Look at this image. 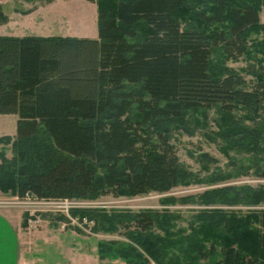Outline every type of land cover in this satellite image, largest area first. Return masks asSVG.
<instances>
[{
    "label": "trees",
    "instance_id": "obj_1",
    "mask_svg": "<svg viewBox=\"0 0 264 264\" xmlns=\"http://www.w3.org/2000/svg\"><path fill=\"white\" fill-rule=\"evenodd\" d=\"M234 1L208 0L210 12L199 14L208 24L228 19L226 33L183 23L176 13L184 0H97L96 38L0 36V114L17 115L15 140L24 156L9 169L0 152V192L95 200L108 193L162 194L187 183L189 175L181 177L177 155L162 131L164 122L211 107L264 114V80L252 84L236 72H210L213 49L219 45L227 57H239L243 33L258 24L257 6ZM6 20L0 10V21ZM258 75L264 78V67ZM139 126L145 127L144 138L137 134ZM150 135L156 137L155 145L149 144ZM28 162L31 168L23 166ZM261 187L257 194L264 197ZM224 193H213L210 203L219 198L234 205L246 190L227 186ZM160 199L163 206L179 204L172 196ZM199 199L204 201L202 195ZM167 212L166 207L148 209L132 217L120 209L85 208L70 210V216L85 218L94 233L125 230L134 245L118 252L133 264H143V253L159 264H180L177 258L161 262L164 241L150 236L157 221L162 227L166 215L161 213ZM227 216L225 226L235 240L220 245L213 264H264V254L255 253L262 244L253 236L245 241L242 233L234 234L231 219L237 215ZM209 217L214 219V213ZM104 249L100 242V254H117ZM200 256L207 257L204 252Z\"/></svg>",
    "mask_w": 264,
    "mask_h": 264
},
{
    "label": "rangeland",
    "instance_id": "obj_2",
    "mask_svg": "<svg viewBox=\"0 0 264 264\" xmlns=\"http://www.w3.org/2000/svg\"><path fill=\"white\" fill-rule=\"evenodd\" d=\"M7 1L9 3H5ZM3 2L0 4L1 11L4 7H7L9 11L14 7L24 15V18L18 22V18L11 19L12 22L8 24H6L8 17L6 22L0 21V24L3 23L0 25V35L15 30L20 33L17 36L22 37H97V0H51L49 2L3 0ZM242 2L259 8L258 24L243 33V53L239 57L229 58L224 54L221 46H216L210 58V72L214 75L236 72L244 76L249 83L255 84L258 80H264L258 75L264 67V0L234 1L236 5H241ZM30 12L33 14H29ZM202 12L205 14L210 12L208 0H184V5L176 15L183 23L202 28L207 32L214 29L225 31V33L228 31L230 26L228 19L222 23L208 24L201 19L199 14ZM138 31L144 32L143 26H138ZM252 70L254 74H250ZM17 118L16 114H0V138H7V141L0 143V152L8 161L9 169L16 160H24L15 140ZM162 131L177 155L183 173L181 177L189 175V181L178 184L162 194L151 192L134 197H116L108 193L99 196L95 199V204L87 208L106 213L120 209L131 212L130 215L133 217L136 212L148 209L162 211L166 207L168 212L161 213L166 215L162 227L160 224L158 226L157 221L150 230V236L155 238L158 236L164 241L161 256L163 261L157 257L164 263H171L174 258H177L180 264H213L218 257L220 245L235 240L231 238L229 229L225 226L229 224L225 222L228 214L237 215L235 219H231L232 222L230 221L234 224V234L242 233L245 241L250 238L249 236H253L254 242L262 244L261 248L255 249V253L263 255L264 197L258 196L257 192L263 191L261 186L264 185V114L252 116L241 108L228 112L216 107L199 108L189 111L183 119L164 122ZM145 132V127L139 126L137 134L144 138V135L147 136ZM244 132L247 134L243 136ZM39 138L44 137L41 135ZM148 141L149 144L155 145L157 140L154 135H150ZM20 146L22 148L24 144ZM32 146L33 144L26 147L29 152ZM23 166L31 168L29 162ZM35 167L39 168V166ZM227 186H232L235 190L244 187L246 193L243 195L246 197L243 196L242 200L234 205L225 204L219 198L210 203L213 193L214 196H218V193L226 196L224 187ZM200 195L204 199L202 203L199 202ZM164 196L177 198L179 204L163 206L160 198ZM19 199L22 198L0 192V207L29 213L35 219L48 221V226L51 224L57 226L62 221L61 217L67 219L61 208L46 211L45 205H33L28 199ZM190 199L193 200L188 201ZM213 213L214 219L209 217V214ZM46 221L40 226L36 225L38 226L36 229H47ZM71 223L77 227L75 222L71 221ZM93 224L94 229L95 221ZM91 227L92 225H89L86 229L89 231ZM125 232L123 229H118L115 234L99 233L98 237L103 240L101 243L104 244V250L117 253L102 255L96 248L98 238L92 237L89 231V241H93L95 254L99 257L88 255L80 261L78 259L80 255H78V258L74 259V264H100V260L105 264H133L118 252L125 250L131 244L134 245L126 238ZM210 249H213L212 253H209ZM202 252L207 256L205 259L200 256ZM143 254V264H159L147 256L148 254ZM39 255L40 261L36 264L58 261L54 254H48L47 246Z\"/></svg>",
    "mask_w": 264,
    "mask_h": 264
},
{
    "label": "crops",
    "instance_id": "obj_3",
    "mask_svg": "<svg viewBox=\"0 0 264 264\" xmlns=\"http://www.w3.org/2000/svg\"><path fill=\"white\" fill-rule=\"evenodd\" d=\"M1 3H4L3 0H0ZM5 3H9V1ZM2 12L8 17L6 24L12 22L14 18H18L17 22L24 18V15L20 14L14 7L10 11L4 7ZM29 14H33V12ZM17 22L16 24H18ZM18 32L12 30L4 32L0 36L22 37L17 36L20 35ZM68 219L70 222L68 220L61 221L57 226L52 224L48 226V221L35 219L29 213H22L14 208L0 207V264H36L40 261L39 254L44 251L45 246L48 247V254H54L58 259V261L47 264H74V259H77L78 255H80L78 258L80 261H83V258H87L88 255L98 256L95 254L93 241H89L88 233L90 230L78 227V225L77 227L73 226L70 218ZM45 221L47 222L45 225L47 229H36ZM99 233L102 232L94 233L91 231L90 233L92 237L98 238L96 240L97 250L98 244L103 241L98 237ZM73 240L74 242H72ZM90 246L91 249H89ZM100 264L105 263L100 260Z\"/></svg>",
    "mask_w": 264,
    "mask_h": 264
},
{
    "label": "built area",
    "instance_id": "obj_4",
    "mask_svg": "<svg viewBox=\"0 0 264 264\" xmlns=\"http://www.w3.org/2000/svg\"><path fill=\"white\" fill-rule=\"evenodd\" d=\"M23 199H28L30 203H32L33 205H40V206L45 205L47 209L46 211H51L57 208L59 209L61 208L62 210H64L65 215L68 218H70V220L73 221V223L75 222L76 225L84 229L88 227L85 225L87 224V220L83 218L82 220L79 221L77 218L71 217L70 210L85 209L87 207H92V205H94L96 202L95 200H86V199H37L31 197L30 195H26L25 197L19 200H23Z\"/></svg>",
    "mask_w": 264,
    "mask_h": 264
}]
</instances>
